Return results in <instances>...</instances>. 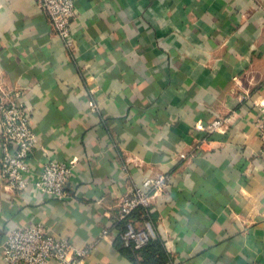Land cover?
<instances>
[{
    "label": "crops",
    "instance_id": "crops-1",
    "mask_svg": "<svg viewBox=\"0 0 264 264\" xmlns=\"http://www.w3.org/2000/svg\"><path fill=\"white\" fill-rule=\"evenodd\" d=\"M75 1L67 46L38 0H0V76L34 109L32 174L76 160L65 200L0 176V246L42 221L88 247L85 264H264V0ZM158 170L174 175L169 195L132 215L150 248L103 237Z\"/></svg>",
    "mask_w": 264,
    "mask_h": 264
},
{
    "label": "built area",
    "instance_id": "built-area-1",
    "mask_svg": "<svg viewBox=\"0 0 264 264\" xmlns=\"http://www.w3.org/2000/svg\"><path fill=\"white\" fill-rule=\"evenodd\" d=\"M38 2L54 31L71 46L76 1ZM26 92L24 85L7 83L0 76V176L4 188L24 194L32 187L37 193L65 200L69 196L66 185L74 175L76 160L48 157L42 162L38 176H33L31 159L38 147V135L32 126L34 109L25 100ZM240 97L245 100L249 95L240 93ZM91 107L96 109L97 105L92 102ZM260 107L256 125L264 143V106ZM222 125L223 121L217 119L207 129L215 132ZM173 182L174 175L163 170L145 175L141 184L120 201L113 224L104 228L102 236L116 230L124 247L134 251L146 248L154 238L153 230L150 226H138L132 215L137 209H143V217L149 216L154 203L169 195ZM0 249L4 264H85L89 253L88 247H77L69 238L51 232L42 221L11 228Z\"/></svg>",
    "mask_w": 264,
    "mask_h": 264
},
{
    "label": "trees",
    "instance_id": "trees-1",
    "mask_svg": "<svg viewBox=\"0 0 264 264\" xmlns=\"http://www.w3.org/2000/svg\"><path fill=\"white\" fill-rule=\"evenodd\" d=\"M151 244H152V243H150L146 248L142 249V251H145V250L149 249L150 246H151Z\"/></svg>",
    "mask_w": 264,
    "mask_h": 264
}]
</instances>
